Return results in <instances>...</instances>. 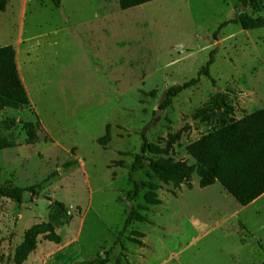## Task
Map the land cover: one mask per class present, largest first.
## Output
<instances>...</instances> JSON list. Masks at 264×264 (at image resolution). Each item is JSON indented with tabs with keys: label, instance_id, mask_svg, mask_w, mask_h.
Segmentation results:
<instances>
[{
	"label": "rangeland",
	"instance_id": "1",
	"mask_svg": "<svg viewBox=\"0 0 264 264\" xmlns=\"http://www.w3.org/2000/svg\"><path fill=\"white\" fill-rule=\"evenodd\" d=\"M240 12L264 17V0H153L125 10L117 0H62L59 8L50 0H0V46L12 45L24 63L30 101L0 112L1 133L18 143L0 150V186L38 193L21 204L0 197V264H13L26 232L43 224L60 241L37 234L22 264H77L107 251L106 264L118 255L121 264L264 263V194L241 206L218 182L200 188L194 173L191 189L154 177L161 203L146 211L138 208L146 188L127 196L141 133L162 147L167 133H179L167 155L147 156L194 164L188 143L224 117L264 107V28H219ZM210 56L213 83L202 76L161 109L167 88L196 77ZM107 124L103 148L96 140ZM148 173L134 178L150 181ZM50 198L68 207L69 223ZM131 209L148 221L129 224L122 249L114 242ZM132 231L144 234L141 244L128 240Z\"/></svg>",
	"mask_w": 264,
	"mask_h": 264
},
{
	"label": "trees",
	"instance_id": "2",
	"mask_svg": "<svg viewBox=\"0 0 264 264\" xmlns=\"http://www.w3.org/2000/svg\"><path fill=\"white\" fill-rule=\"evenodd\" d=\"M62 0H50L55 8L61 6ZM120 9L125 10L153 0H117ZM243 6L253 0H238ZM3 8V7H1ZM227 24H239L244 30L264 28V17H251L244 12H240L236 17L226 20L219 25V28ZM212 56L198 70L197 76L181 83L174 84L167 88L160 108L167 107L171 100L182 91L196 85L200 78L206 77L213 83L209 68L213 63ZM154 94V92H151ZM30 104L28 94L19 77L15 49L12 45L0 46V112L5 108L19 109ZM215 109L222 107L215 101ZM230 110V109H228ZM201 112V111H200ZM198 112L196 115H200ZM207 116V115H206ZM208 117V116H207ZM219 126L210 133L188 143L185 146L187 154L194 160V164H188L185 160H174L171 157H148L152 155H167L172 144L179 140V133H167L165 146H160L149 142L144 133H141L142 144L140 152L136 154L128 167L127 180L131 188L127 192L129 198H135L141 189L146 188L144 195V205H139V209L148 210L149 206L161 203L156 191L160 185L152 181L155 177L159 182L171 184L174 189H181L185 186L191 189V178L195 173L199 180L200 188H206L218 182L235 201L241 206H247L264 194V107L243 115L240 118L230 116L219 120ZM110 125L105 126V133L98 137L96 142L105 148L110 141ZM18 146L10 138L4 136L0 131V150ZM119 167H124L122 160L116 161ZM149 169L150 181H138L134 174ZM25 194L37 195L34 186L20 187L1 185L0 197L11 199L16 204H21ZM59 207L65 214V221L69 223L71 214L68 207L61 201L49 199ZM132 221L147 222L146 216L136 209L127 212L123 230L117 235L114 244L121 243L123 232ZM50 242H59L60 237L55 232L51 224L35 225L29 229L24 241L18 245L14 251L13 264H22L28 254L36 248L35 236L45 234ZM144 234L139 231H132L128 240L133 244H141L140 238ZM111 251L94 258L79 261L77 264H106ZM115 264H121V256L115 258ZM264 264V263H262Z\"/></svg>",
	"mask_w": 264,
	"mask_h": 264
},
{
	"label": "crops",
	"instance_id": "3",
	"mask_svg": "<svg viewBox=\"0 0 264 264\" xmlns=\"http://www.w3.org/2000/svg\"><path fill=\"white\" fill-rule=\"evenodd\" d=\"M15 59H16V65H17V70H18V74H19V77H20V79H21V81H22V84H23V86H24V88H25V90H26V92H27V86H26V84H25V80H24V78L22 77V74H21V72H20V69L22 68L21 66H23L24 65V63L23 62H19L17 59V52H15ZM21 67V68H20ZM23 69V68H22ZM215 184V183H214ZM213 184V185H214ZM250 204H252V203H250ZM94 258V257H93ZM91 259V258H90ZM78 263V262H77Z\"/></svg>",
	"mask_w": 264,
	"mask_h": 264
},
{
	"label": "water",
	"instance_id": "4",
	"mask_svg": "<svg viewBox=\"0 0 264 264\" xmlns=\"http://www.w3.org/2000/svg\"><path fill=\"white\" fill-rule=\"evenodd\" d=\"M102 257H105V255H102Z\"/></svg>",
	"mask_w": 264,
	"mask_h": 264
}]
</instances>
